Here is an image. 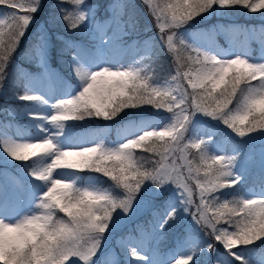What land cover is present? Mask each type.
Returning a JSON list of instances; mask_svg holds the SVG:
<instances>
[{"label":"snow or ice","instance_id":"6c2138e0","mask_svg":"<svg viewBox=\"0 0 264 264\" xmlns=\"http://www.w3.org/2000/svg\"><path fill=\"white\" fill-rule=\"evenodd\" d=\"M143 3L157 35L142 42L144 55L131 63L114 55L130 46L124 38L136 27L132 16L123 19L126 5L96 21L88 0H56L58 16L37 27L32 48L40 71L21 73L10 85L12 98L27 102L28 131L20 137L0 131V161L22 162L19 179L9 177V183L32 200L28 211L9 219L5 213L16 217L19 209L0 198V264H264V248L257 245L264 244V191L258 198L221 195L241 182V146L257 139L264 144V54L251 55L245 46L221 49L208 32L191 30L197 17L203 21L237 9L264 14V0ZM0 7L8 10L0 16L3 93L11 58L36 23L43 0H0ZM57 20L76 35H57L61 47L54 52L47 23ZM224 30L258 37L264 46V27ZM156 40L172 56V71L162 81L143 62ZM53 55L66 74L52 68ZM37 80L49 86L34 87ZM145 108L168 115L134 116L120 125L113 142L103 136L89 140L80 131L78 122L115 121L128 116L126 110ZM205 118L241 138L231 155L221 154L219 145L210 150L216 130L203 125ZM101 176L110 183L105 186ZM149 207L156 209L150 226L116 237L118 253L113 237ZM189 217L208 230L211 241L189 229L175 249L157 259L159 234Z\"/></svg>","mask_w":264,"mask_h":264},{"label":"rangeland","instance_id":"374dc122","mask_svg":"<svg viewBox=\"0 0 264 264\" xmlns=\"http://www.w3.org/2000/svg\"><path fill=\"white\" fill-rule=\"evenodd\" d=\"M125 0H108L106 3L104 4V9L107 11L105 16H100V14L98 13L97 9L98 6L96 5V3H92V2H88L94 10V14H95V20L96 21H105L107 19H109L112 15H113V9L116 5L118 4H124ZM126 1H130V0H126ZM138 2H142L143 0H138ZM56 3V0H52L50 1V3H45L43 0V8L42 10L39 12L42 16H38L36 17V23L28 30V33L26 34V36L23 38L28 39L30 34H32V31L34 29H36L38 26H41L45 23L47 16L45 15V13L47 14L46 9L48 8V6H50L51 8H54L53 5ZM144 4V3H143ZM143 12L145 14L148 13V8L146 6H144L143 8ZM8 11L7 9L0 7V16H2V14L4 12ZM52 12V11H51ZM151 17V28L153 30V33H151L153 35V37H155L157 35V29L153 23V18ZM198 18V17H197ZM215 18H220V16H214V21H209V23L205 24L204 26L200 25V26H196V27H192L191 26V30L193 32H208V40H211L212 42L215 43V45L218 48H230L233 46L236 47H240V46H245L247 48V51L249 52V54L251 55H260V54H264V46L260 45L258 42H256V40L258 39V37H249V38H245V36L239 34V32L236 33H228L224 30L225 26H228L229 28L235 27L236 29H256L257 32L261 27H264V23L263 22H258L256 24H239L236 23L235 21H231L230 17L229 20L227 21H223V23H221L219 21V19H215ZM259 20H264V14H261L258 16ZM58 28L54 27L52 28L53 32L57 31ZM149 30V27H148ZM150 32V31H149ZM214 33V34H213ZM57 35H62V34H55V36ZM149 38V36H145L143 33H136V32H132L131 35H128L124 38L125 40V44L130 45L129 47L123 48L121 50H118L114 53L116 59L124 62V63H131L134 62L136 60H139L140 57L142 55H144V48L142 46V42L147 40ZM81 40H83V42L87 43V38L86 37H80ZM251 40V42L255 43L257 46V51L252 52V47L251 45L248 44V41ZM137 42V43H133V42ZM25 59L31 60L32 65L36 67L35 71H29L26 69L25 66H23L22 64L18 63V67H17V73H19V76L21 73H38L40 71V69L37 67L35 59L33 58V49H32V54H23L22 55ZM144 62V61H143ZM145 63V62H144ZM53 69H57L55 66H52ZM18 76V77H19ZM162 81V80H161ZM34 87H47L48 82L44 81L41 82L39 80L35 81ZM189 91H191V89H189ZM19 101V100H18ZM27 102H24L23 104L19 105V109H17V106H15L12 103H8L5 102V114L4 116H6V120L2 119L0 117V131L6 132L8 135L10 136H14V137H20L23 136L27 133L28 129L25 127L26 123H27V119L24 115V111H25V105ZM10 108V110H9ZM150 111L149 113H142L145 111ZM138 111V110H136ZM141 111V110H140ZM151 108H145L144 110H142V112H140L137 115L134 116H140V115H144L147 117H156V116H167V113H155ZM134 116H130V117H126V118H121L120 120H117L115 123L113 124H106L100 127H84L82 126L80 131L85 134V136L89 139H95L97 136H103L106 140L107 136L109 134H111V136L109 137V139L106 140V142H113L117 139L118 133H119V129H120V125L124 124L128 119L134 117ZM20 118V119H19ZM203 125L206 126V128H211L216 130V135L212 138L215 143L210 145V150L211 151H217V145H219V152L221 154L224 155H231L233 153V150L236 146V144L241 140V138L239 137H235V141L236 143H233L231 146H227V142H226V138L225 136H221L218 137L219 134H221V130L222 133L232 137V131L230 129H228L226 126L211 120V118H205L203 120ZM235 135V134H234ZM227 137V138H229ZM255 142L256 144H260V140L257 139L255 141H252L250 143ZM246 143V142H245ZM245 143L242 145L244 146ZM241 146V147H242ZM228 147V148H227ZM192 153H194V151H192ZM190 152V154H192ZM262 153H264V148H259L258 150V157L254 158V156L252 154H247L244 157L241 156V152L237 153L238 156V161H237V171H239L242 175V179L247 178L248 174L255 169L256 167L262 166L264 165V155H262ZM189 154V155H190ZM243 158H241V157ZM241 158V159H240ZM22 162H15V161H10L9 162H2L0 161V198H6V199H10L11 201H13L17 208L19 209V211L17 212V216L16 217H10L7 215V213H5V218H18V215L23 214L24 212L29 210V202L32 200V196L30 194H28L27 192H25L23 190L22 187L18 186V185H13L11 183H9V177H17L19 179L20 177V169L17 165L21 164ZM7 174V176H5L4 174ZM264 191V184L257 186V187H249L247 188L243 194L252 196L253 198H258V194ZM162 210V209H161ZM156 211L155 208L150 207L149 208V216L147 217V219L145 220V222L143 224H141V226H150L149 222L153 221V212ZM191 224V219L185 221V224L183 225V227H181L184 230V233L181 234L179 231L171 237L172 240V244L171 246H162L160 244V240L162 239V235L163 233L159 234V240L157 241V245H158V255H157V259H163L165 258V255L168 254L171 250L175 249L178 242L182 239V237L188 232V230L191 228L190 227ZM137 224H134V229L136 228ZM191 233L193 235H196L194 232L191 231ZM116 237H118V235L114 236V241L116 240ZM205 239V238H204ZM209 241H211V237L207 238ZM214 242V241H212ZM215 243V242H214ZM116 245V244H115ZM113 247V246H112ZM121 259H123V256H121ZM255 260L259 259V256L254 257Z\"/></svg>","mask_w":264,"mask_h":264},{"label":"trees","instance_id":"16d2710c","mask_svg":"<svg viewBox=\"0 0 264 264\" xmlns=\"http://www.w3.org/2000/svg\"><path fill=\"white\" fill-rule=\"evenodd\" d=\"M50 1H52V0H44L45 3H50ZM90 1H92V0H90ZM94 1H99V0H94ZM125 4H126L127 7L124 9V11H125L124 16H125V18L127 20L129 19V16H132L133 20L136 22L135 30L141 31L142 29H146L147 27H149V31L153 33V30L151 28V25H152L151 17H150L151 15H149V11H148L147 14H145L143 12V10H144L143 8H144L145 5L142 2H138V0H130V1H127ZM46 11H47V14L45 13V15L47 16L46 21H48L50 16H58V13H56L55 9L51 8L50 6H48ZM230 13L235 15V17L237 19H243L244 17H247L246 19H248V18L252 19L255 16V14H257V13H254V14L253 13H249L246 9H237V10H235L233 12H230ZM38 16H42V15L40 13H37L36 17H38ZM54 27L58 28L57 31H64V32L66 31V30H64L63 23L60 22L59 20H57L54 23L50 22V21L47 23V28L48 29H52ZM58 44L59 43H58V41L56 39L53 40V45H54L53 51L54 52L59 49L58 48ZM27 45H31V44H26V46ZM23 47H25V45H23ZM51 59L54 62H57L58 64H60L59 58L57 56L53 55ZM145 61H146V63L151 64V66H152V73L151 74H152L153 78L156 79V80H164L165 78L168 77V75L172 71V67H173V65H172V56L166 51L164 45L161 44V42L159 40L155 41V47H154V50L152 51L150 59H146ZM7 74H8V79L4 81V91H3V96H5V97L10 94L8 92V89H7L8 88L7 87L8 84L11 83V81L15 78L14 69H13L11 63L8 65ZM126 111H128L130 114L142 112L140 110H138V111H136V110H126ZM122 115L124 116L123 113L121 114V116ZM121 116H119V117H121ZM119 117H117V118H119ZM98 122H104V120L97 119V120H93V121H90V122H78V123H82L83 125H93L95 123L97 124ZM226 137H229V136L226 135ZM235 137H236V135L232 134V137L228 138L229 142L234 140ZM192 151H194V153H192ZM191 153L192 154H190V157L193 158V159H197L198 160L197 152L195 150H191ZM94 175H99V174H94ZM100 179L102 181H104L105 186L108 183H110L107 180V178H104V177L101 176ZM191 183H192V187H193L194 192H197L198 190L195 189L194 182H191ZM241 189H242L241 186L238 184L234 189H226L224 191V193H221V195H228L230 197L233 193L239 194ZM194 200L196 202H198V198L194 197ZM59 215L62 216L63 214H59ZM147 215H148V208H146L140 215H138L137 217L133 218L130 222H132L133 220H136V219L144 220V218ZM192 228L195 230V233L200 234L202 236H204L205 233L208 231L207 229H199L194 224H193ZM165 231L167 232V234H169L170 231H171V227H168ZM257 245L260 248H264V244H260L259 242H257Z\"/></svg>","mask_w":264,"mask_h":264}]
</instances>
